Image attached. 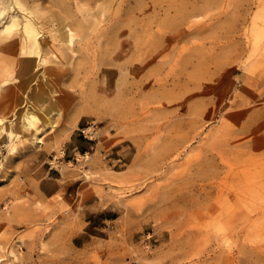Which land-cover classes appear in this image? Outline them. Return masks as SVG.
Listing matches in <instances>:
<instances>
[{
    "label": "rangeland",
    "instance_id": "obj_1",
    "mask_svg": "<svg viewBox=\"0 0 264 264\" xmlns=\"http://www.w3.org/2000/svg\"><path fill=\"white\" fill-rule=\"evenodd\" d=\"M20 2L61 112L0 135V264H264V0Z\"/></svg>",
    "mask_w": 264,
    "mask_h": 264
},
{
    "label": "bare ground",
    "instance_id": "obj_2",
    "mask_svg": "<svg viewBox=\"0 0 264 264\" xmlns=\"http://www.w3.org/2000/svg\"><path fill=\"white\" fill-rule=\"evenodd\" d=\"M27 7L28 6L22 4L20 0H0V18L5 14L8 17V15L12 13V10H14L8 17V21H4L5 25L1 28L0 49L3 47H11L21 50L20 54L17 56L19 57V64L22 66L20 70L23 71L21 79H24L17 92L12 89L6 95H3L1 99L2 102L5 100V102H3L4 104H2L3 106L15 105V102L17 108L23 106L22 112L24 113V118L21 117L20 114H18L13 121L6 120L4 116L0 118V135L10 136L12 134L11 129L13 125L17 127L22 126L31 132H38L41 127L40 125L46 127V123L48 124L47 118H49L48 116L51 113L61 112L58 102L54 99L53 82L48 75L51 68H57L60 64H56L53 60H49L47 58L48 52L46 53L45 50L49 49L50 54L52 53V56H54L55 47L53 43L62 42V40L59 41L56 38H52L51 43H47V40V42H45V39L41 36V34L44 33L43 26L39 25L36 22V17H34L35 12L38 11L37 8L34 9L33 7L31 10ZM38 12H40V10ZM3 34H7V36L3 37ZM73 41L74 36L71 34L68 42L72 44ZM11 48L9 49L12 50ZM60 55L59 57H62ZM3 74L9 78L13 74V71L11 68H8L4 70ZM25 89L27 91L24 92L25 94L23 95H26V99L24 98L26 102L24 99H20L19 95V93L23 92ZM25 103L27 104L25 105ZM8 107L6 109H8ZM13 111L14 110L11 112Z\"/></svg>",
    "mask_w": 264,
    "mask_h": 264
}]
</instances>
